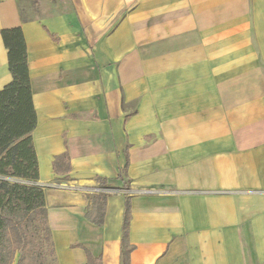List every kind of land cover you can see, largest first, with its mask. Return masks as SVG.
Listing matches in <instances>:
<instances>
[{
    "label": "crops",
    "instance_id": "1",
    "mask_svg": "<svg viewBox=\"0 0 264 264\" xmlns=\"http://www.w3.org/2000/svg\"><path fill=\"white\" fill-rule=\"evenodd\" d=\"M18 26L58 264H124L127 197L130 264H264V0H0Z\"/></svg>",
    "mask_w": 264,
    "mask_h": 264
},
{
    "label": "trees",
    "instance_id": "2",
    "mask_svg": "<svg viewBox=\"0 0 264 264\" xmlns=\"http://www.w3.org/2000/svg\"><path fill=\"white\" fill-rule=\"evenodd\" d=\"M8 50L13 79L0 90V177L23 178L12 183L0 178V264H58L50 228L45 191L37 184L39 167L32 133L37 125L26 40L20 26L0 31ZM127 168L125 166L124 170ZM105 183V180L101 182ZM88 217L102 225L106 197L99 195ZM131 200L126 198L121 258L130 264ZM74 247H83L75 243ZM85 264H102L87 250Z\"/></svg>",
    "mask_w": 264,
    "mask_h": 264
},
{
    "label": "rangeland",
    "instance_id": "3",
    "mask_svg": "<svg viewBox=\"0 0 264 264\" xmlns=\"http://www.w3.org/2000/svg\"><path fill=\"white\" fill-rule=\"evenodd\" d=\"M51 4H54L56 2V0H50ZM22 6V9L24 8L25 4H21ZM26 8L23 9V12L26 13ZM0 178H4V179H7L8 181L12 182V183H29V181L23 179V178H17V177H9V178H5V177H0ZM42 186V185H40ZM44 188V191L46 189V186H42ZM17 258H18V255L17 257L15 258V262L14 264H16V261H17Z\"/></svg>",
    "mask_w": 264,
    "mask_h": 264
},
{
    "label": "built area",
    "instance_id": "4",
    "mask_svg": "<svg viewBox=\"0 0 264 264\" xmlns=\"http://www.w3.org/2000/svg\"><path fill=\"white\" fill-rule=\"evenodd\" d=\"M37 184H38V182H37ZM42 186H46V185H42ZM114 191H118V189L110 188V187H106V186H102V185H98L92 189L93 193H98V194L110 193V192H114Z\"/></svg>",
    "mask_w": 264,
    "mask_h": 264
}]
</instances>
